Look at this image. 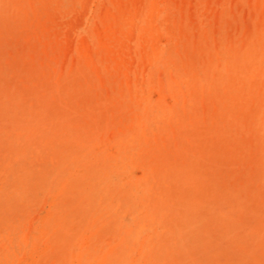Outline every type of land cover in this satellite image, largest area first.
Wrapping results in <instances>:
<instances>
[{"label":"rangeland","instance_id":"obj_1","mask_svg":"<svg viewBox=\"0 0 264 264\" xmlns=\"http://www.w3.org/2000/svg\"><path fill=\"white\" fill-rule=\"evenodd\" d=\"M0 264H264V0H0Z\"/></svg>","mask_w":264,"mask_h":264}]
</instances>
